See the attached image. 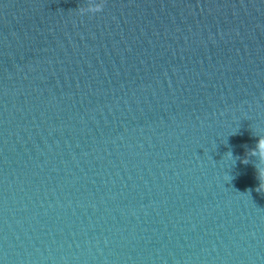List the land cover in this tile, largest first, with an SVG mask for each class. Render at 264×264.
I'll return each instance as SVG.
<instances>
[{
	"label": "water",
	"instance_id": "1",
	"mask_svg": "<svg viewBox=\"0 0 264 264\" xmlns=\"http://www.w3.org/2000/svg\"><path fill=\"white\" fill-rule=\"evenodd\" d=\"M87 3L0 0V264H264V0Z\"/></svg>",
	"mask_w": 264,
	"mask_h": 264
},
{
	"label": "clouds",
	"instance_id": "2",
	"mask_svg": "<svg viewBox=\"0 0 264 264\" xmlns=\"http://www.w3.org/2000/svg\"><path fill=\"white\" fill-rule=\"evenodd\" d=\"M103 10V0L100 3H96L95 0H88L87 7H80L79 11L81 13H97ZM252 155L258 157L259 163L256 164L258 171L259 179L261 181L259 190H264V135L259 136L258 143L256 144L255 149L252 151ZM231 156V153H229ZM247 162V161H245Z\"/></svg>",
	"mask_w": 264,
	"mask_h": 264
}]
</instances>
